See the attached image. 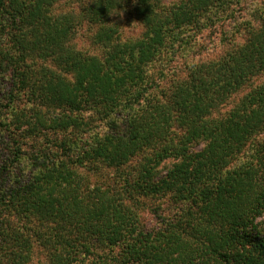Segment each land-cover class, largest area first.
<instances>
[{
  "label": "trees",
  "instance_id": "1",
  "mask_svg": "<svg viewBox=\"0 0 264 264\" xmlns=\"http://www.w3.org/2000/svg\"><path fill=\"white\" fill-rule=\"evenodd\" d=\"M56 1L0 0V264L35 245L41 264H264V83L238 94L264 71V4L184 72L233 0H87L76 19ZM81 23L101 55L68 46ZM87 114L110 131L84 137ZM160 196L174 212L146 223L137 200Z\"/></svg>",
  "mask_w": 264,
  "mask_h": 264
},
{
  "label": "rangeland",
  "instance_id": "2",
  "mask_svg": "<svg viewBox=\"0 0 264 264\" xmlns=\"http://www.w3.org/2000/svg\"><path fill=\"white\" fill-rule=\"evenodd\" d=\"M87 0H58L53 4L51 8V15L59 16V15H69L71 17L77 18L80 9L85 5ZM163 3L164 7L172 5V3L177 2L178 0H160ZM235 0L232 1L231 9L233 12L230 16H227L226 20L222 19L218 23L212 25L209 29H203L202 32L196 33L193 43L189 45H184L182 49L181 59H176L173 63V66L181 69V71L185 72L186 65L189 64L193 60H197L199 58L210 59L216 56L219 51L222 49L223 42L222 37L224 35L230 36L231 40H236V33H234L236 24H238L241 20H249L251 24L249 26L255 25V23L251 20V14L249 9L259 8L264 4V0H240L239 3L235 4ZM111 23L116 25L119 31V37L121 41L134 40L139 38L143 28L139 23L138 19L133 16V14L128 11H121L118 15H114L110 20ZM212 23V22H211ZM209 23V25H211ZM214 23V22H213ZM237 28H240V26ZM95 32V26L90 24L81 23V25H77L75 32L72 37L67 42L68 46L74 49L77 52L86 54V55H95L99 56L102 54L101 49L92 43V36ZM189 33H194V30L188 31ZM228 32V33H227ZM192 42V41H191ZM221 52V51H220ZM46 66H49L46 64ZM264 83V71L253 78L250 82H248L244 88L238 93L240 96L250 91L253 87ZM4 89L0 86V93H2ZM238 97V96H237ZM231 98L228 101V106L220 108V112L227 109L232 105V101L236 98ZM4 103V101H3ZM87 114L84 119V125H88L87 132H84V137H87L89 134H94L96 136H100L109 132L111 127L108 124H99V121L91 120L88 121ZM83 120V117L81 118ZM93 119V118H92ZM100 125L101 127H98ZM118 128H121L120 126ZM263 134L256 137L255 141H257ZM74 139L75 137H71ZM139 157L137 160H133V163L136 164L139 161ZM162 164L159 168V171L162 173L164 171ZM113 173V169H108L103 172V174L109 178ZM99 174H90L89 179L92 182L99 180ZM138 205L135 208L138 209L140 216L144 218L146 223L152 224L156 221V217L162 213L164 214H172L174 212L173 205L170 203L169 198L160 196V197H150V198H141L137 200ZM105 251V250H104ZM35 254L34 260L32 264H41L43 262L44 255L41 251V248L37 245L33 248V255Z\"/></svg>",
  "mask_w": 264,
  "mask_h": 264
}]
</instances>
